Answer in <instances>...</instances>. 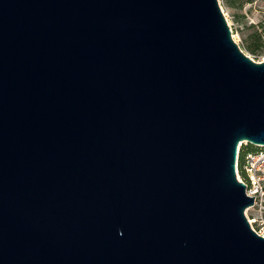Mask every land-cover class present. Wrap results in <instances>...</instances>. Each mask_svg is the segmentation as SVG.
Wrapping results in <instances>:
<instances>
[{
    "label": "water",
    "instance_id": "95a60500",
    "mask_svg": "<svg viewBox=\"0 0 264 264\" xmlns=\"http://www.w3.org/2000/svg\"><path fill=\"white\" fill-rule=\"evenodd\" d=\"M240 141L264 61L219 0H0V264H264Z\"/></svg>",
    "mask_w": 264,
    "mask_h": 264
},
{
    "label": "rangeland",
    "instance_id": "374dc122",
    "mask_svg": "<svg viewBox=\"0 0 264 264\" xmlns=\"http://www.w3.org/2000/svg\"><path fill=\"white\" fill-rule=\"evenodd\" d=\"M219 2L230 26L232 37L241 50L256 61H264V44L257 53H251L246 48L248 42L252 44L259 42L258 37L251 38L248 35L253 31H257L262 37V42H264V0H243L241 7H228L222 3V0H219ZM245 38H247V41ZM240 142L239 149L243 144H246L245 141ZM258 147L264 148L262 146ZM262 170H264V165H262ZM238 177L241 178L239 172ZM245 214L249 221L250 219L253 220L252 225L254 228L257 229L259 226L264 225V200H262L261 205L247 207Z\"/></svg>",
    "mask_w": 264,
    "mask_h": 264
},
{
    "label": "built area",
    "instance_id": "2783aa9c",
    "mask_svg": "<svg viewBox=\"0 0 264 264\" xmlns=\"http://www.w3.org/2000/svg\"><path fill=\"white\" fill-rule=\"evenodd\" d=\"M262 165H264V150L246 153L243 165L246 177L244 179L239 177V180L245 182L247 194L254 197L252 206L261 205L262 200H264V170H262ZM236 171L238 173L237 162ZM249 222L258 234L264 235V225L256 229L252 225L253 220L250 219Z\"/></svg>",
    "mask_w": 264,
    "mask_h": 264
},
{
    "label": "trees",
    "instance_id": "16d2710c",
    "mask_svg": "<svg viewBox=\"0 0 264 264\" xmlns=\"http://www.w3.org/2000/svg\"><path fill=\"white\" fill-rule=\"evenodd\" d=\"M242 2L243 0H222V3L228 7H241ZM248 35L251 36V38L258 37L257 39L259 40V42L257 44H252L249 42L246 44V48L251 53H257L259 49L262 47V44H264V42H262L261 40L262 37L259 33H257V31H253ZM245 40L247 41V38H245ZM260 150H264V148H259L258 146L250 144V143H246L241 146V148L239 149L238 159H237L238 172L241 178L244 179L246 177V173H245L244 166H243L245 163L246 153L247 152H258Z\"/></svg>",
    "mask_w": 264,
    "mask_h": 264
}]
</instances>
